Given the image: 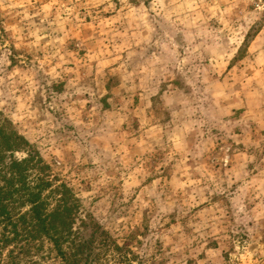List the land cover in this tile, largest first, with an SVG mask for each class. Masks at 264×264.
Segmentation results:
<instances>
[{
    "label": "rangeland",
    "instance_id": "rangeland-1",
    "mask_svg": "<svg viewBox=\"0 0 264 264\" xmlns=\"http://www.w3.org/2000/svg\"><path fill=\"white\" fill-rule=\"evenodd\" d=\"M0 117L95 264H264V0H0Z\"/></svg>",
    "mask_w": 264,
    "mask_h": 264
},
{
    "label": "trees",
    "instance_id": "trees-1",
    "mask_svg": "<svg viewBox=\"0 0 264 264\" xmlns=\"http://www.w3.org/2000/svg\"><path fill=\"white\" fill-rule=\"evenodd\" d=\"M80 212L72 190L52 178L27 140L0 117V264L38 256L95 264L94 242L74 229Z\"/></svg>",
    "mask_w": 264,
    "mask_h": 264
}]
</instances>
